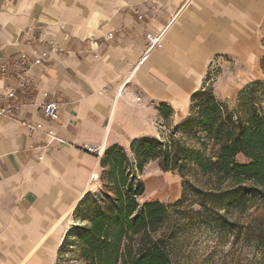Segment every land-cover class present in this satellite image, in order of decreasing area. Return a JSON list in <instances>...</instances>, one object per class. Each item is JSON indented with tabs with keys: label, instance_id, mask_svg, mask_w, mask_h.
Wrapping results in <instances>:
<instances>
[{
	"label": "crops",
	"instance_id": "crops-1",
	"mask_svg": "<svg viewBox=\"0 0 264 264\" xmlns=\"http://www.w3.org/2000/svg\"><path fill=\"white\" fill-rule=\"evenodd\" d=\"M263 30L264 0H0V59L49 51L17 115L0 116V264L52 262L100 168L83 145L156 136L157 121L188 112L213 59H260Z\"/></svg>",
	"mask_w": 264,
	"mask_h": 264
},
{
	"label": "trees",
	"instance_id": "trees-1",
	"mask_svg": "<svg viewBox=\"0 0 264 264\" xmlns=\"http://www.w3.org/2000/svg\"><path fill=\"white\" fill-rule=\"evenodd\" d=\"M260 63L263 67L264 56ZM202 88L191 103L207 96L193 121L204 134L199 148L172 136L134 139L129 149L106 148L101 163L113 195L102 203L90 201L87 191L78 201L76 210L88 202L90 211L80 215L85 223L71 250L78 264H197L203 229L216 238L212 254L233 238L232 245L246 239L262 245L264 257V215H231L243 212L254 198L264 201V114L245 99L230 109ZM239 154L248 161L239 162ZM150 161L182 177V194L175 202L138 200L146 190L138 173ZM70 231L59 256L70 248Z\"/></svg>",
	"mask_w": 264,
	"mask_h": 264
},
{
	"label": "rangeland",
	"instance_id": "rangeland-1",
	"mask_svg": "<svg viewBox=\"0 0 264 264\" xmlns=\"http://www.w3.org/2000/svg\"><path fill=\"white\" fill-rule=\"evenodd\" d=\"M261 55L256 61H238L233 58H215L210 62L208 73L202 91L207 95H213L218 101L235 109L242 99L255 103L256 107L264 114V65L261 66V59L264 56V30L261 38ZM207 96H202L192 104L187 113L180 116L167 115L166 118L157 121L158 134L156 138H182L191 147L199 148V137L204 136L203 132L194 124L203 107ZM130 147V146H129ZM129 147L127 149H129ZM241 163L248 159L239 154L237 157ZM106 167L102 166L94 173L90 182L89 190L92 193L90 201L104 202L107 196L113 195L112 186L106 176ZM144 181L146 190L138 197L143 203L145 201L159 200L166 203L175 202L182 194V177L172 171L165 172L160 169L156 161H150L145 165L144 171L138 173ZM86 191V192H87ZM85 192V193H86ZM85 193L81 198L84 197ZM89 203L82 205L80 210L74 209L63 222L64 233L61 243L70 231L69 246L66 253L59 256L57 250L54 253L50 264H78L71 252L77 246L78 227L85 223L80 215H89ZM231 215H264V201L259 198L252 199L243 212L233 211ZM233 241V238H230ZM228 242L224 247L219 246L216 253L211 251L216 246V238L212 231L203 229L197 249V264H264L262 257L263 247L257 246L251 240L238 241L232 245ZM225 250V251H224ZM231 250L228 256L224 252ZM261 251V253H260ZM262 259V260H261Z\"/></svg>",
	"mask_w": 264,
	"mask_h": 264
},
{
	"label": "built area",
	"instance_id": "built-area-1",
	"mask_svg": "<svg viewBox=\"0 0 264 264\" xmlns=\"http://www.w3.org/2000/svg\"><path fill=\"white\" fill-rule=\"evenodd\" d=\"M113 34H110L112 37ZM150 46L159 45L161 36L153 33L147 34ZM49 58V51H44L40 55H30L21 52L15 57H4L0 59V79L10 80L11 83L5 86L4 93L0 97V116L13 117L17 115L23 102L21 94L30 92L33 88V79L30 74L32 65L45 67ZM44 116L51 120L60 117L59 105L56 100H49L43 105ZM22 124L31 132H44V124L32 120H23ZM50 141L60 140L53 133H49ZM83 149L97 158L101 159L106 147L100 144H85ZM42 158V156L40 157Z\"/></svg>",
	"mask_w": 264,
	"mask_h": 264
}]
</instances>
